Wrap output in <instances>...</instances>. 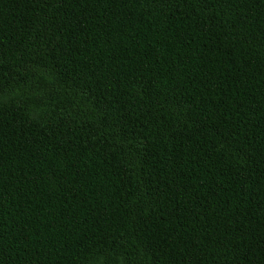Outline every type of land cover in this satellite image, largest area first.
Returning a JSON list of instances; mask_svg holds the SVG:
<instances>
[{
    "label": "trees",
    "instance_id": "16d2710c",
    "mask_svg": "<svg viewBox=\"0 0 264 264\" xmlns=\"http://www.w3.org/2000/svg\"><path fill=\"white\" fill-rule=\"evenodd\" d=\"M0 264H264V0H0Z\"/></svg>",
    "mask_w": 264,
    "mask_h": 264
}]
</instances>
